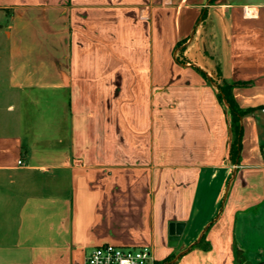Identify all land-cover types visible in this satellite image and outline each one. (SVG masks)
<instances>
[{"label": "crops", "instance_id": "0c3cea01", "mask_svg": "<svg viewBox=\"0 0 264 264\" xmlns=\"http://www.w3.org/2000/svg\"><path fill=\"white\" fill-rule=\"evenodd\" d=\"M102 244L264 262V0H0V264Z\"/></svg>", "mask_w": 264, "mask_h": 264}, {"label": "built area", "instance_id": "2783aa9c", "mask_svg": "<svg viewBox=\"0 0 264 264\" xmlns=\"http://www.w3.org/2000/svg\"><path fill=\"white\" fill-rule=\"evenodd\" d=\"M83 264H154V261L148 248L102 244L91 250Z\"/></svg>", "mask_w": 264, "mask_h": 264}, {"label": "trees", "instance_id": "16d2710c", "mask_svg": "<svg viewBox=\"0 0 264 264\" xmlns=\"http://www.w3.org/2000/svg\"><path fill=\"white\" fill-rule=\"evenodd\" d=\"M233 85H228L225 83L219 84L216 89V96L219 103L226 106L227 114L230 117V126L234 132V140L229 148V156L232 159L238 158V153L240 151V137L241 132L239 129V119L243 115L247 114L249 111L239 109L233 101L231 95V89Z\"/></svg>", "mask_w": 264, "mask_h": 264}, {"label": "water", "instance_id": "95a60500", "mask_svg": "<svg viewBox=\"0 0 264 264\" xmlns=\"http://www.w3.org/2000/svg\"><path fill=\"white\" fill-rule=\"evenodd\" d=\"M244 264H252V263H250V262H245ZM259 264H264V262H261V263H259Z\"/></svg>", "mask_w": 264, "mask_h": 264}]
</instances>
